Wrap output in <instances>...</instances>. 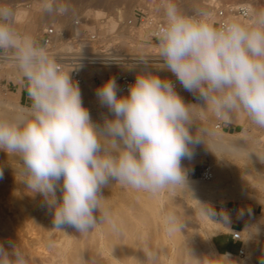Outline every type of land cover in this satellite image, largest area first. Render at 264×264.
Listing matches in <instances>:
<instances>
[{"label":"clouds","instance_id":"obj_1","mask_svg":"<svg viewBox=\"0 0 264 264\" xmlns=\"http://www.w3.org/2000/svg\"><path fill=\"white\" fill-rule=\"evenodd\" d=\"M43 7L55 11L51 0ZM158 11L162 22L153 35L155 58L162 63L140 57L144 68L127 94H118L115 77L99 85L97 101L111 114L101 124L84 105L72 69L20 30L11 0H0V63L12 66L31 101L0 114V151L18 158L16 178L29 194L41 196L55 230L64 232L67 225L87 234L103 225L119 233L120 222L102 194L113 180L152 195L187 191L182 161L191 160L194 146L205 143L197 120L209 113L225 124L242 113L251 127L264 129V6L243 18L219 20L206 6L185 8L180 0H161ZM153 68L172 73L202 103H186L173 81ZM199 204L206 217L216 215ZM162 225L169 235L186 227L174 210L162 212ZM145 255V264H159L158 251ZM0 264H31V257L9 240L7 247L0 243Z\"/></svg>","mask_w":264,"mask_h":264},{"label":"rangeland","instance_id":"obj_2","mask_svg":"<svg viewBox=\"0 0 264 264\" xmlns=\"http://www.w3.org/2000/svg\"><path fill=\"white\" fill-rule=\"evenodd\" d=\"M28 1H30V0H28ZM31 1L32 2L37 1L40 4H42L43 6L45 3V0H31ZM53 1L56 2V5L53 4V6H55V11L59 13L58 16L61 19L57 18V19H54L53 21H51L49 23L44 21V23H43L44 25L42 27H39L38 25H35L34 23L28 22L29 20H27V21H24L19 26L20 30H22L26 33H29V34L35 36L36 38H38L41 35L43 29L45 27H47L49 24L54 23L57 27L64 28L67 30L73 20L81 19V17H83V15L89 16L90 17L89 25L95 26L97 29H105L104 24L100 23L101 22L100 19L102 17H104L105 15H107L108 17H114L115 18L116 15L120 16V14H121L122 19L126 20V19H133L135 16H138V15H142L144 17H146V16L153 17L152 15L155 16V14H157L155 16V18L159 21H162V16H159L161 14L158 11V9L161 7V0H115V1L113 0V2H111V4L108 3V4H106L107 6L102 5V6L98 7L99 9L96 7V5L93 2L87 1V0H77L75 3H71V1H69V0H51V2H53ZM200 1H202V2H200V4H198V5L206 6L212 12H213L215 6L221 5V4H223V5H226V4L244 5V4L248 3L252 6V8L257 7V6H264V0H217V2L214 4V6L213 5L211 6L209 4L206 5L204 0H200ZM114 2H116V3L114 4ZM180 2H181V5L185 8H187L193 4L192 3L193 0H180ZM112 4H114L115 6ZM108 5H109V7H108ZM196 5H194V6H196ZM191 7H193V6H191ZM95 10H100L102 13H104V15H98L97 16V14H95ZM114 20L117 22L116 19H114ZM143 27L144 26L136 29L135 36L128 37V38L122 37L120 39L121 44L124 45V47H125L123 51H125L127 53H131V54H135V55L142 53L144 50H148L151 53H154L156 51L157 42L153 41L151 38L148 37V35H147L146 31L143 29ZM138 38L141 39V41H138L137 40ZM70 47H72L71 44H70ZM92 50H93V48H92ZM98 50L99 49L97 48V51ZM85 71H86L85 72V75H86L85 82L81 88V93H82V97H83L82 100H83L84 105L89 110H94V109L95 110L97 109L99 111L108 110L106 107H101L99 105V103L97 102V98L95 97L96 89H94L95 91L94 90H88V92L91 93V95H90L91 98L94 101H96L98 104L95 108H92L93 106L88 105L85 101L83 89L85 88L87 83H91L92 85H94L97 88L95 81H94L95 75H98L104 81L105 76L107 74H111L114 70H105L106 73L103 76L101 74H99L100 70L98 68L93 69L94 72L91 69H86ZM125 72L126 73L128 72V74H130V69H126ZM7 82L19 83L15 76L8 75V74H5V73L0 71V99L13 101L15 104L21 105L23 107L29 106V105L19 103L17 97H13V95L8 94L3 90L2 87ZM182 90L184 92L183 99L186 103L195 104V103L200 102L196 99V97L192 93L184 90V88L182 86L177 91L178 94ZM118 94H122V93L119 91ZM14 100H16V101H14ZM240 116L241 117H237V121L235 123L233 122L234 124L233 123L225 124L223 122L224 126H225L224 127L225 129L223 131L226 133L233 134V135L237 136L238 140H244V141H248V140L249 141H255L256 140V142H257L260 138L261 139L264 138V129H256L254 127H251L249 125L246 117L244 116V114L241 113ZM203 121H205L206 124L208 125V127L210 128V130H212L213 127L216 126V124L219 120L216 119L212 114H210L207 116V118L203 119ZM94 122H96V121H94ZM98 122L99 121H97V123ZM100 122L102 123L103 121H100ZM197 124L201 128L200 120H197ZM231 124H233V125H231ZM235 125H241V126H235ZM196 127H197L196 125L192 126V128H194V129H196ZM231 127H232V129H231V131H229V128H231ZM260 144L264 148V140H262V142H260ZM0 156L2 158V159H0V161H1L0 162V168L3 169V178L0 179V243H4L6 247H7V241H9V240L16 242V243H19L27 251V253L30 255L31 264H52V263L53 264H63V262H61V259H60L63 255H64L63 257H65V259L67 261H69L70 264H72V263L77 264V261L79 259H80L79 262H82L81 261L82 256H81L80 251L77 253L76 252L77 250L75 251L74 248L79 247L80 249L79 248H77V249L81 250V246H82L83 247L82 249H85L82 244L84 243L83 240L85 241L86 240L85 238H87L89 243L87 242V245H86V242H85L84 244L86 246L87 251H89V253H90L89 256H91L92 259L91 258L89 259L88 258L89 256H88L85 264H96L97 262L95 259H97V261H98L99 258H102V259H100V261H98L97 264H111L106 258L104 259V257L99 254V251L97 249V244L94 243V242H96V239H95V241H93L91 239V237L89 236L90 233L87 234L88 236L86 234L82 235L76 229L72 228L71 226H67V225L64 226L63 231L66 232V234H67L68 245L65 248V250L62 252L60 245L62 243L61 241L64 239L63 235L65 233L59 231V232H61V234H60V233H58V230L53 229L54 224H53L52 214L47 210L46 207L43 206L41 196L39 194H37L35 196L29 194L26 191V185L21 183L20 181H18V179L16 178L15 168L18 167V158L9 157L7 154H5L2 151H0ZM5 163H7V164H5ZM207 165H212V160H211V157L209 155H204V156L198 157L197 159L192 158L191 160H187V159L183 160L182 161V167H184L187 170L188 184H199L200 186H203L205 183L201 179L200 173L203 170V168ZM249 167H250V170L254 169L250 165H249ZM242 172L245 173V170H243L242 168L236 170L237 174L238 173L241 175L244 174ZM253 172H254V178L252 179V181L254 179H256L258 181L260 174L257 172V169H254ZM228 181L230 182V179H227L225 181V183L227 182L226 184H228L229 183ZM248 183L249 184L245 183L247 193L252 195V196H256L257 198H259L260 200L257 201L258 203L254 200H251V199H245V198L242 199V197H240V198L239 197L238 198L237 197L236 198L235 197H228L226 192H222L219 194L220 196L217 195L214 198H212L210 200L208 206H210L215 211L216 215H215L214 220L216 222H219V223L222 222V220H221L222 214L219 213L221 207L233 208V209L242 208V207H244L246 209H250V207L254 208V211H255L254 216H249V217H253V219L256 222L257 221L259 222L260 219L263 220L262 221L263 223H260V226L258 228V232L253 233V235L255 234L254 236L253 235L251 236L253 238L250 237L249 232H247V233L245 232L246 231L245 227H247L248 221H249L248 220L249 217H248L245 225L240 230V233H242V235H245L246 238H248V239L251 238L250 243L252 244V246H254V251L251 253L250 258L254 262V264H264V226H263L264 225V188L262 186H260V184L255 183V181L251 182V183L249 181ZM12 184L14 185L13 187H12ZM115 187H116L115 190H118L119 193L120 192L121 193L127 192V191L131 190V188H126V187H123L119 184H115ZM126 189H128V190H126ZM132 191H133V189H132ZM139 192H141L140 195L137 194ZM183 192L184 191H181L179 189L175 190L174 192L173 191H163V193L166 195L172 194L171 195L172 197H170L172 202L177 203V204H175L177 207H174L175 211L177 213H179V218L186 225V227L183 228L182 230L185 233V235L187 236L186 238L189 237V239L191 240L187 244H188V246L193 247L192 248L193 250H191V247H189L188 250L184 249L185 251L183 250V252L180 256H178V255L176 256L177 258L179 257L178 259L175 257V260H176V261H174L175 263L173 262L171 264H190V263L194 262V261H192L193 256L197 257V260L200 262L199 264H218L217 263L218 258L211 251H209V248L207 247L208 245L206 244L207 242L204 241L203 238L200 239L198 236H196V231L198 230V228L200 226V219L195 214L192 215L189 212V210L192 209V202L195 200V198L191 194H186L185 192L184 193ZM136 194H135L136 196L132 195V196H134L133 201L136 200L133 203V205L137 202V204L139 206L138 208H140V210H141V207H142L141 203H143V197L142 196H143V194H145V192L136 190ZM132 196H131V198H132ZM137 196L139 198H137ZM141 198H142V200H141ZM218 198H219V200H218ZM130 199L128 198V200H130ZM128 200L126 199L124 202L120 201L121 202L120 204H122L126 208L125 202ZM138 201H139V203H138ZM127 203L129 204L130 202H127ZM131 203H132V201H131ZM137 204H135V205L137 206ZM139 204L141 205V207ZM41 207H43V208H41ZM182 207H183V210H182ZM38 208H39V210H38ZM134 210H135V207H134ZM134 210H133V213L139 212V211H134ZM136 210H137V208H136ZM42 211L44 212L43 214H42ZM142 211H143V209H142ZM142 211H140V212L142 213ZM135 214L139 215L138 213H135ZM152 230L153 229H150V230L145 229V231H147V232H145L143 234V235L146 234V237L149 236L150 238H146L143 235H142L143 236L142 238L140 236H138L139 240H140L139 242H141V240H142L143 246L141 245L142 247H140L139 246L140 243H138V245H137V247L139 246L138 248H140V249H138V250L136 249L137 251H135V253L137 254L136 259L138 258V260H139V258H140V261L136 260L137 261L136 264H138V263L142 264L143 259H144L143 264H145L146 258H143V257H145L146 255L144 252H146L147 250L154 249V237L155 236H154V233L152 234V232H153ZM121 232H122V230L119 232V234L115 233L116 236L115 235L114 236L117 239H119V237L123 235ZM244 232H245V234H244ZM147 233L148 234L151 233L152 235L150 236ZM230 233H231L230 235H232L233 232H230ZM60 235H61V238H59ZM88 237H90V238L88 239ZM123 237H122V239H123ZM90 239L93 241V243H90V241H91ZM122 239L121 240L119 239V240L122 241ZM144 239H146V241ZM78 240H79V243H78ZM224 240H225L224 236H218V237H215L212 239L213 245L215 246L216 250L219 253H225V251H223ZM244 241L245 240L242 239V242H237L240 248L244 244ZM80 242H83V243H80ZM49 244L51 245V247H49ZM74 244H78V245H75L76 246L75 247ZM92 244L95 247H93ZM150 245L152 248L149 247ZM237 248H238V246H236V245H230V247H229V249L232 250L233 252H236ZM91 249H92V251H91ZM139 250H143V251H141L143 253H141ZM189 250L192 253L195 252L196 255L193 254V256H191L192 253H190V252L187 253ZM60 252H61V254H60ZM70 252L72 253V255L70 254ZM91 252H92V254L94 253V255H92ZM62 253H63V255H62ZM97 253L99 255H97ZM142 254H144L143 257H142ZM233 254L238 255V253H233ZM73 255L78 256V257H74ZM138 255L142 257V260H141V257H139ZM79 256H81V258ZM95 256L96 257L98 256V257L96 258ZM69 257H70V259H69ZM76 258H77V260H75ZM71 259H73V260L70 261ZM88 259H89V261H88ZM194 259H196V258L194 257ZM57 260H58V262H57ZM55 261H56V263H55ZM79 262H78V264H79ZM176 262H178V263H176ZM227 262H228V264H245L242 261V259H240V258H228ZM192 264H194V263H192Z\"/></svg>","mask_w":264,"mask_h":264},{"label":"bare ground","instance_id":"obj_3","mask_svg":"<svg viewBox=\"0 0 264 264\" xmlns=\"http://www.w3.org/2000/svg\"><path fill=\"white\" fill-rule=\"evenodd\" d=\"M69 1H71V3H75L77 0H69ZM87 1L93 2L97 8L102 6V5H106L108 3L111 4V2H113V0H87ZM11 2L13 3V5L15 6V8L17 10L18 27L24 21H27V20H29L28 22L34 23L35 25L42 27L44 25L43 24L44 21L49 23V22L53 21L54 19H57V18L61 19L58 16V14H59L58 12L53 11L52 13H48V12L44 11L43 5L37 1L32 2L31 0L30 1H28V0H11ZM200 2H202V1L193 0V2H192L193 4L191 6H194L196 4L198 5V4H200ZM204 2L206 3V5L209 4L211 6L212 5L214 6V4L217 2V0H204ZM115 3L116 2H114V4ZM52 4L56 5V2L53 1ZM114 4H112V5H114ZM191 6H189L187 8H190ZM240 6H247V7L252 9V6L248 3L244 4V5H240ZM53 7L55 9V6H53ZM108 7H109V5H108ZM95 14H97V16L98 15H104V13H102L100 10H95ZM156 15L157 14H155V16ZM152 16L155 17L154 15H152ZM159 16H161V15H159ZM120 18H122L121 14H120ZM100 23L104 24V28H106L107 30L115 29L117 26V23L114 20H110L109 22L102 21ZM156 50H157V47H156ZM155 53H157V52L155 51L154 53H151L148 50H144L142 53L136 54V56L132 58L133 60H132L131 64L130 63H123V65H121V67L118 69L125 72V70L129 68L131 76H133L135 78L136 72L140 71L141 69L144 68V65L139 61L140 57H153L154 59L151 61L152 64L161 63L159 61V59L155 58L156 57ZM98 69L100 70L99 74H101L102 76L105 75V73H106L105 70H115L114 68H111V67H109V68H98ZM91 70L93 71V69H91ZM152 70L156 71V74H158L162 79L166 78L168 76V71H166V70H156L154 68ZM0 71L5 73V74H8V75L15 76V72H14L12 66L8 63H0ZM94 89H96V87L94 85H92L91 83H87L85 88L83 89L85 101L88 105L93 106L92 108H95L97 106L98 101L96 102L91 98V96H90L91 93L88 92V90H94ZM179 95L183 98V96H184L183 90L179 92ZM14 101H16V100H14ZM199 103H202V102H199ZM22 107L23 106L17 105L13 101L0 99V114H4V113L12 114L17 109H20ZM89 111H90V115L92 117V120L96 121V123H97V121H99V122L103 121L104 115H108L109 117L111 116V114L108 112V110L99 111L97 109L96 110L94 109V110H89ZM210 114L211 113H209L208 115H210ZM237 117H241L240 114H237L233 118L234 123L237 121ZM200 126H201V129H203L201 134H202V137H203L205 143L201 142V143L196 144L194 146L193 158L197 159L198 157H201L204 155H209L211 157V160H212V165H210V167L212 168V170L214 169L213 170L214 178L209 182H204L205 184L203 186H200L199 184H188L187 191H184L186 194H191L195 198V200L192 202V209L189 210V212L192 215L195 214L200 219V226H199L198 230L196 231V236H198L200 239L203 238L204 241L207 242L206 244L208 245L207 247L209 248V251H211L214 255L217 256V258H218L217 263L218 264H228V262H227L228 258H240V259H242V261L245 264H254V262L250 258L251 253L254 251V246H252V244L250 243V239L253 238L251 236L253 235L254 232L255 233L258 232V228L260 226V223H263L262 222L263 220L260 219L259 222L258 221L256 222L253 219V217H249L248 225H247V227H245L246 228L245 232L250 233L249 234L251 237L250 239L246 238L245 235H242V233H240L241 238L243 240H245L244 244H243V252L245 255L240 256V255H232L229 253H223V254L218 253L216 251L213 243H212V237L216 236L220 233L228 232V231H232V230H230V228L223 226L219 222H216L214 220L215 215L210 217V218L206 217L201 210V205L199 204V202L201 204L208 205L212 198H214L215 196L219 195L222 192H226L228 197H235V198L236 197L237 198L242 197V199H244V198L245 199H251V200H254L256 202L259 201L260 199L257 198L256 196H252V195L247 193L245 183L249 184L248 183L249 181H250V183L255 181V183L260 184V186H262L264 188V148L260 144V142H262V140H264V138H262V139L260 138L257 142H256V140L255 141L238 140L237 136H235L233 134L226 133L223 130H218V129H216V126L213 127L212 130H210V128L208 127L206 122L203 120H200ZM190 130L194 133L196 129L191 127ZM208 147H210L212 151ZM0 159H2L1 156H0ZM5 164H7V163H5ZM249 165L251 167H253L254 169H257V172L260 174L258 181L256 179H254L252 181V179L254 178V172H253L254 169L250 170ZM240 168L245 170V173L242 172V173H244L242 175L239 173L238 174L236 173V170L240 169ZM227 179H230V182L228 181L229 182L228 184H226L227 182L225 183V181ZM115 184H116L115 180L111 181L110 186L104 188L102 194L105 198H108V204L110 205L114 216L120 222L121 230H122L121 233L123 235L120 236L121 238L119 237V239L121 240L122 237L124 236L122 241H120L119 239H117L115 237L116 236L115 232L110 231L106 226H103V225L98 226L95 230L90 232V234L87 233V234H89V236L91 237V239L93 241H95V239H96V242H94V243L97 244V249L99 251V254L101 256H103L104 259L106 258L111 264H136L137 261H140V258H139V260H138V258L136 259L137 254L135 253V251L140 249V248H138L139 246L140 247L143 246L142 240H141V242H139L140 240H139L138 236H140L141 238L143 236L146 237V234L143 235L145 232H147V231H145V229L146 230L153 229L152 234L154 233V236H155L154 237V249H151V250H155V251L159 252V264H171V263H173L174 261H176L175 257L177 255L180 256L184 249L188 250L189 247H191V246H188V244H187L191 240L189 239V237L186 238L187 236L185 235L183 230H181V232H176L174 234L169 235L165 231V229L162 225V212L165 210H174L175 211L174 207H177L175 205L177 203L172 202V200L170 198V197H172L171 196L172 194L166 195L163 193V191L160 192L159 194H155V195L145 193L142 196L143 197V203H141L142 207L139 204L141 207V210H140V208H138L139 206H138L137 202L135 203V204H137V206L135 204L133 205V203L136 201V200L133 201V199H134V196H136L137 194L140 195L141 192L136 194V190L132 191V189H131L130 191L119 193L118 190H115V188H116ZM13 186L14 185L12 184V187ZM126 190H128V189H126ZM60 195H61V193L58 190L57 196L59 197ZM130 195L131 196L134 195V196H132V198H131ZM127 197L129 199L130 198L131 199L128 200ZM137 198H139V197L137 196ZM126 199L128 201L125 202L126 203V205H125L126 208H125L120 203L124 202ZM141 200H142V198H141ZM218 200H219V198H218ZM131 201H132V203H131ZM127 202H130L131 204L130 203L128 204ZM138 203H139V201H138ZM134 207H135V210H134ZM41 208H43V207H41ZM136 208H137V210H136ZM142 209H143V211H142ZM38 210H39V208H38ZM133 210L139 211V212H135V213H138L139 215L133 213ZM182 210H183V207H182ZM140 211H142V213ZM43 213L44 212L42 211V214ZM177 215L179 216V213H177ZM63 230H64V228H63ZM245 232H244V234H245ZM58 233L61 234V232H59V231H58ZM63 233H65L63 235L64 239L61 241L62 243L60 245L62 252L65 250V248L68 245L67 234H66V232H63ZM116 234H119V233H116ZM152 234L150 233L148 235L151 236ZM90 237H88V239ZM59 238H61V235L59 236ZM146 238H150V237L148 236ZM85 239L86 240L85 241L83 240V242L84 243L86 242V245H87L88 240H87V238H85ZM92 240L90 241V243H93ZM144 240L146 241V239H144ZM83 242H80V243H83ZM78 243H79V240H78ZM84 243L82 245L84 246L85 249H82L83 247L81 246V250H78L77 248H79V247L75 246L78 244H74V246L76 247V248H74L75 251L77 250L76 251L77 253L80 251L81 256H82V260H81L82 262H79L80 259L78 258L79 260L77 261V264H78V262H79V264H85L87 261L86 259L90 254L89 251H87ZM138 243H140V245L137 247ZM93 247H95V246L93 245ZM149 247H151V245ZM192 248L193 247H191V250H193ZM143 250H139V251L141 252ZM91 251H92V249H91ZM189 252H190V250L187 253H189ZM141 253H143V252H141ZM190 253H192V252H190ZM60 254H61V252H60ZM70 254L72 255L71 252H70ZM91 254H92V252H91ZM99 254L97 253V255H99ZM193 254L196 255L195 252H193L191 256H193ZM62 255H63V253H62ZM92 255H94V253ZM143 255L144 254H142V257H143ZM63 256L60 258L61 262H63V264H70L69 261H67L65 259V257H63ZM73 256L78 257L75 255H73ZM81 256H79V257L81 258ZM139 257H141V256H139ZM142 257H141V260H142ZM194 257L196 259H194ZM88 258L90 259L91 256H89ZM143 258H146V256ZM69 259H70V257H69ZM89 259H88V261H89ZM100 259H102V258H99L98 261H100ZM72 260L73 259H71L70 261H72ZM75 260H77V258ZM95 260L98 263L97 259H95ZM192 261H194V262H192ZM192 261L191 262L194 264L200 263L197 260L196 256H193ZM57 262H58V260H57ZM178 262H176V263H178ZM55 263H56V261H55ZM143 263H144V259L142 261V264ZM192 263H190V264H192Z\"/></svg>","mask_w":264,"mask_h":264},{"label":"built area","instance_id":"obj_4","mask_svg":"<svg viewBox=\"0 0 264 264\" xmlns=\"http://www.w3.org/2000/svg\"><path fill=\"white\" fill-rule=\"evenodd\" d=\"M249 10H251V8L247 6L221 4L214 7L213 13L219 20L225 17L243 18V14ZM114 19L117 20V26L112 30H107L106 28L97 29L95 26L89 25L90 17L86 15H83L81 19L73 20L67 30L59 28L52 23L43 29L38 40L65 66L66 70L72 69L70 73L71 77L74 81L78 82L79 87L85 82L84 71L86 69L111 67L115 69L112 77L116 78L120 86V92L122 94H127L128 85L133 83L135 78L118 68H120L123 63L131 64L132 58L136 55L123 51L125 47L121 44L120 39L122 37L128 38L135 36L136 29L144 26L143 29L146 31L148 37L156 41L153 33L155 28L162 21L157 20L155 17H144L142 15L126 20L120 18V16L114 18L105 15L100 21L109 22ZM137 40L141 41L139 38ZM70 44L72 47H70ZM97 48L99 49L98 51ZM155 54L157 56V53ZM159 61L162 63L161 60ZM167 79L173 81L176 86V91H178L181 85L169 71ZM216 129L224 130V123L219 120L216 124ZM200 177L204 182H209L214 178V173L210 165L203 168ZM233 212V208L223 207H221L219 211L222 216ZM232 239L235 242H242L240 231H233ZM238 255H245L243 252V245Z\"/></svg>","mask_w":264,"mask_h":264},{"label":"crops","instance_id":"obj_5","mask_svg":"<svg viewBox=\"0 0 264 264\" xmlns=\"http://www.w3.org/2000/svg\"><path fill=\"white\" fill-rule=\"evenodd\" d=\"M37 40H38V38H37ZM85 72L86 71H84V74H85ZM112 75H113V72L111 74H107L104 78V81L108 80L110 77H112ZM85 77H86V75H85ZM94 81H95V84L97 87L104 82L98 75H95ZM2 88L6 93L13 95V97H17L19 103L25 104V105H30L31 101L27 95V91L21 83L7 82ZM81 88H82V86L80 87V90H81ZM231 125H233V124H231ZM235 126H241V125H235ZM231 129H232V127L229 128V131H231ZM234 211L235 212H233V213L225 214L227 217L226 220L224 218L225 215H223L222 219H221L222 222H220V224H222L223 226H225L227 228H230V230H232V231L223 232V233H220V234L212 237V239H213V238L218 237V236H224L225 240H224V245H223V251H225V253H229L232 255H235L233 253H238L240 250V247H239L238 243L232 239V235H230L231 234L230 232H233L236 230L240 231L243 228V226L245 225L248 217L254 216V214H255L253 207H250V209H246L244 207L235 208ZM230 245L238 246L237 251L233 252L232 250H230L229 249Z\"/></svg>","mask_w":264,"mask_h":264}]
</instances>
